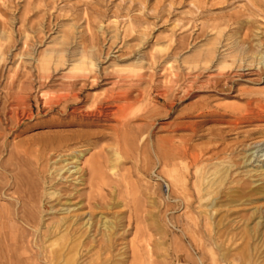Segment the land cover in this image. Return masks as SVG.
<instances>
[{
    "label": "rangeland",
    "instance_id": "1",
    "mask_svg": "<svg viewBox=\"0 0 264 264\" xmlns=\"http://www.w3.org/2000/svg\"><path fill=\"white\" fill-rule=\"evenodd\" d=\"M70 84L66 112L51 100ZM112 91L137 101L123 134L71 120ZM249 102L264 108V0H0V264H264L262 162L243 158L264 121L225 122ZM190 121H203L192 145L235 153L210 219L182 199L194 179L174 184L155 152L161 127ZM83 130L108 138L55 150Z\"/></svg>",
    "mask_w": 264,
    "mask_h": 264
},
{
    "label": "bare ground",
    "instance_id": "2",
    "mask_svg": "<svg viewBox=\"0 0 264 264\" xmlns=\"http://www.w3.org/2000/svg\"><path fill=\"white\" fill-rule=\"evenodd\" d=\"M86 62H88V61L84 57V59H82L80 61V63L74 68V70H73L74 74H81L83 77H86L85 73L89 69H91V67H92V65H89ZM228 67H229V64L228 65L227 64L222 65L223 70H225ZM73 86H74V84H70L68 86L69 89L67 90L68 93L67 94H59L56 98L51 100V103H53L56 106L58 105V106H62L64 108H66L67 111L66 110L65 111L68 112L69 100H75V101L78 100V94H74L72 92ZM135 101H133L128 96L124 97V95H122V94L117 95L112 91V92H110V94L105 95L103 99H99V100L95 101V105H93L89 109L83 110L80 107H76V108H73L71 113H69L68 115L72 118L71 120H73V119L79 120L78 125L81 127L102 126V127L110 128L111 130H113L118 135L119 134L121 135L124 133L128 124H130L127 119H129L128 117L131 115V112L135 106ZM110 104H112V105L110 106ZM248 107H250V108H248L247 110L245 109L246 110L245 113L239 112L234 117L233 120H230V121L224 120L225 122H227V124L230 125L232 130L238 129V128H240V126L253 125L256 122H263L264 121V108H262V109L256 108L253 106L252 102L248 103ZM170 113H171V110L168 111V114H170ZM220 116L226 117L228 115H226V114L220 115L216 111L211 112V113L207 112V111H203L198 115V117L201 119L207 118V117H219L220 118ZM112 122H113V124H112ZM202 122L201 121H198V122L197 121H195V122L190 121L188 123L187 122H178V123L174 122L175 125H173L172 123H166L165 124L166 126L163 125L165 127H161V131H166L170 135H168V136L164 135V136L157 137V139H156V151H155L158 163L162 166L164 165V166L169 168L167 173H168V176L173 180L174 184L175 183H178V184L186 183V179L188 178V176H191V179H194V187L198 188L197 193L195 192L194 189H193L194 191H192L189 188V186L186 185V187L183 189V191L181 193V196H182L183 201H185L186 205H188L189 210L193 207L192 206V200H195L194 202H197L199 204L200 210H199V213L197 216V219H199V220L202 218L206 219L207 217H208V219H210L217 212L216 205L214 204V201H216L218 199L219 195L222 193L223 188L225 187L224 185L229 179L230 172L235 166L234 161H233V158L235 155L234 151H232L230 155H227V157L224 156V158L222 159L221 153L224 152L225 149L224 150L223 149L220 150L218 148L217 149L216 148L211 149L209 147L206 149H201V148L199 149L196 146L192 145V143H191L192 137L197 135V132L199 129L198 127H200ZM69 124L71 125L72 122L70 121ZM183 130H185L186 132L190 131L191 135L189 137H186V136H180V137L177 136L176 137L173 135L177 131H183ZM220 134H221V136H223L222 133H220ZM253 135H258V137L253 138V139H249ZM60 138H62V140H60V139H59L60 141L56 140V147H55L56 151H65V149L69 150L71 148V146H73L72 143L70 144V142H72L74 140L76 141L77 138L80 139L79 142H77V143H79V144H86L87 143V145L89 146V143L92 141V139L97 138L98 140H104V139L108 138V136H106L102 132V130L100 132L99 131L91 132V130L90 131H88V130L84 131L83 130L82 132L72 134L70 138H66V139H64L63 137H60ZM244 139H245V137H244ZM244 139L242 140L244 142L246 139L256 140L255 143L250 144L249 148L245 150V156L243 157L245 159L244 164H247L249 162H253L254 164H255V162H259V163L262 162L261 165L259 164L260 165L258 167L259 171L258 170H255V171L258 173L259 172L263 173L262 175L264 176V130L262 129V130L254 131L253 133L248 134L246 139L245 140ZM242 145L247 146V141H246V143H244ZM227 150H229V149H227ZM219 153H220L219 158H221V160H220L221 162L217 158L219 156ZM80 154L81 153H79V155ZM115 156H116V162H118L121 159V157L118 153H115ZM77 159H78V157H77ZM215 159L218 160L219 163H216L217 161ZM176 160H180V163L176 164L175 163ZM213 160L216 161L215 164H212L214 162ZM97 162L99 164L98 170H100L107 163V157L105 155H99ZM205 164H207V165H205ZM78 165H76V172L80 173L81 171H83V168L80 167V165L79 166ZM180 165L183 166V169L185 171L183 174V177L185 178V180H181L178 178V175L180 173L178 168H181ZM63 169H65V167L60 168L59 172L62 171ZM249 172H253V171H249ZM72 173H73V171H72ZM82 178H84V177H82ZM79 183H80V181H79ZM242 201H241V203H242ZM238 203H240V202H238ZM260 211H261V209H260ZM65 212H67V211H65ZM253 212H256V210L255 211L253 210ZM106 221H108V220H106ZM110 222H111V220H110ZM261 224L262 223L260 220V221H258L257 226L261 225ZM103 226L106 229H109L107 222H104ZM110 226H112V225H110ZM84 227H86V226L84 225ZM101 227H102V224H101ZM258 229L260 230V228H258ZM262 229H264V228H262ZM247 230H249V229H247ZM69 232H70V230H69ZM241 234L243 235V233H241ZM259 234H260V232H259ZM61 235H63V234H61ZM228 237H229V235H228ZM62 238H63V236H62ZM64 240L66 241V239H64ZM250 243H248V247H249ZM62 244H63V242H62ZM259 244H260V242H259ZM233 248L234 247L232 246L231 250H233ZM223 252H225V251H223ZM260 252H262V251L260 250ZM221 254H223V253H221ZM227 256H228V254H227ZM67 262H69V264H72L73 258H71V257L68 258ZM66 264H68V263H66ZM253 264H254V262H253Z\"/></svg>",
    "mask_w": 264,
    "mask_h": 264
}]
</instances>
